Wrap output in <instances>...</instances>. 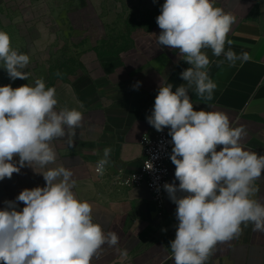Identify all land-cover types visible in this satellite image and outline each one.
Segmentation results:
<instances>
[{
  "label": "clouds",
  "instance_id": "obj_1",
  "mask_svg": "<svg viewBox=\"0 0 264 264\" xmlns=\"http://www.w3.org/2000/svg\"><path fill=\"white\" fill-rule=\"evenodd\" d=\"M156 23L161 48L178 50V57L190 65L180 73L185 83L175 91L171 83L160 85L146 118L158 132L168 128L173 145L170 160L179 183L163 185L176 205L178 221L170 241L171 259L174 264H207L217 245L238 238L242 226L252 224L254 231L264 232V203L255 198L256 181L264 175V155L243 147L247 131L242 125L232 127L226 113L195 110L189 91L208 101L213 98L217 85L208 75L205 49L232 65L250 56L237 55L230 47L228 35L236 16L213 0H164ZM29 63V55L13 49L9 34L0 31V64L8 77L28 80ZM139 86L137 82L134 88ZM57 105L56 89L42 78L34 85L0 86V181L27 166L46 182L25 188L14 201H4L0 264H93L105 245L115 249L119 264H125L129 254L118 247L117 233H106L94 222V206L73 191L72 171L56 165L52 142L67 136L71 144L84 119L81 111ZM110 154L105 148L95 167L99 175ZM18 203L24 205L20 210Z\"/></svg>",
  "mask_w": 264,
  "mask_h": 264
},
{
  "label": "crops",
  "instance_id": "obj_2",
  "mask_svg": "<svg viewBox=\"0 0 264 264\" xmlns=\"http://www.w3.org/2000/svg\"><path fill=\"white\" fill-rule=\"evenodd\" d=\"M213 2L236 16L228 35L233 41L230 47L237 55L248 52L250 59L237 60L232 65L223 55L216 57L205 49L210 59L207 72L217 87L210 101L190 89L191 102L195 110L226 113L232 127L244 126L247 135L241 141L243 147L264 155V0ZM88 3L94 13L92 20L85 12ZM163 3L164 0H0V31L9 34L13 49L39 56L31 69L36 80L53 69L51 58L56 53L52 44L57 40L72 36L105 39L111 33L109 26L112 28L120 18V8L123 14L128 10L135 13L152 11ZM65 27L72 30L65 31ZM68 44L73 54L79 56L81 72L69 81L53 83L52 87L56 89L57 108H75L84 119L71 144L67 136L52 142L57 152L56 165L62 164L72 171L76 181L73 191L94 206V222L106 233H117L118 247L127 249L129 254L125 264H174L170 241L175 238L178 221L176 205L166 191L159 215L144 185L117 188L111 185L110 176L96 174L95 167L104 157V149L110 148L105 167L111 174L117 170H139L142 153L138 142L143 135L154 134L155 129L146 118L151 115L159 87L171 83L175 91L185 83L180 73L190 65L179 54L170 56L166 48H161L152 30L136 35L129 47L113 57H100L94 46L89 50L81 43ZM137 82L138 89L134 88ZM27 83L34 85L35 81H12L0 64V86L11 84L15 88ZM174 173L175 165L170 162L168 183L178 185ZM45 184L43 176L32 168H21L11 179L0 181V210L5 207L4 201H14L25 188ZM256 184L259 192L255 198L264 203V175ZM17 207L20 210L24 205L18 203ZM253 227L242 226L238 238L218 244L207 264H264V232L254 231ZM93 264H119V257L114 248L105 245Z\"/></svg>",
  "mask_w": 264,
  "mask_h": 264
},
{
  "label": "rangeland",
  "instance_id": "obj_3",
  "mask_svg": "<svg viewBox=\"0 0 264 264\" xmlns=\"http://www.w3.org/2000/svg\"><path fill=\"white\" fill-rule=\"evenodd\" d=\"M161 6L156 7L152 11L139 10L135 13H132L131 11L130 13H128V10L125 14H123V8H120V10H118L120 18L117 21V24L113 25L112 28L111 26H109L108 30L111 33L109 34V37H105V39H95L94 37H92L88 40H84V38L82 37L79 38L78 36H72L67 40H57L58 42L55 43V45L52 44V47H55L54 51L56 53L53 58H51V63H53L54 67L49 71L46 70L45 72H43L41 76L46 86L52 87L53 83L67 80L69 81L71 78L73 79L77 75L79 76V73L81 72L78 60L79 56L73 54L74 51L73 49L69 48L68 42L71 43L72 46L80 45V43L83 44L84 47H86L87 45V48L89 50L91 48L90 46H94V50L95 48L96 50H98L100 57H113V55L118 51L129 47L130 42L133 41V38L145 30H152L156 36L160 34L161 30L156 23V18L160 14ZM40 9L42 11L44 8L41 7ZM85 9V12H87L86 14L89 16V19L92 20V16L94 13L92 12L90 3H88V6ZM61 27H63V25ZM67 30L69 31L72 29L65 27V31ZM93 33H96L95 30H93ZM96 44H98V47H96ZM163 48H166L168 50L170 56L179 54L178 50H171L167 47ZM29 57L30 63L26 68L28 71H25L30 73L29 79L27 81L31 83V81H35L32 76V74L35 72L31 71V69L33 67V63L37 62L39 56L30 55Z\"/></svg>",
  "mask_w": 264,
  "mask_h": 264
},
{
  "label": "built area",
  "instance_id": "obj_4",
  "mask_svg": "<svg viewBox=\"0 0 264 264\" xmlns=\"http://www.w3.org/2000/svg\"><path fill=\"white\" fill-rule=\"evenodd\" d=\"M169 129L162 132L154 131L152 136L143 135L139 139V146L142 153V164L137 172L126 173L117 170L114 174L105 167L104 174L110 176L112 186L117 188H132L144 185L149 191L152 202L162 215L165 190L163 185L168 183L170 175V155L172 151ZM151 167V168H148ZM96 174H98L95 171Z\"/></svg>",
  "mask_w": 264,
  "mask_h": 264
}]
</instances>
